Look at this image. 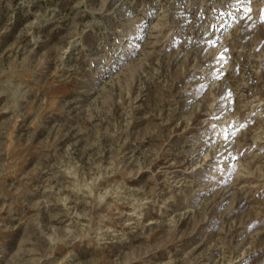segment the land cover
Masks as SVG:
<instances>
[{"label": "rangeland", "instance_id": "374dc122", "mask_svg": "<svg viewBox=\"0 0 264 264\" xmlns=\"http://www.w3.org/2000/svg\"><path fill=\"white\" fill-rule=\"evenodd\" d=\"M0 264H264V0H0Z\"/></svg>", "mask_w": 264, "mask_h": 264}]
</instances>
